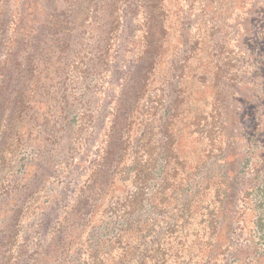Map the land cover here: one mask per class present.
<instances>
[{
  "label": "rangeland",
  "instance_id": "374dc122",
  "mask_svg": "<svg viewBox=\"0 0 264 264\" xmlns=\"http://www.w3.org/2000/svg\"><path fill=\"white\" fill-rule=\"evenodd\" d=\"M131 1L0 0V264H264V0H161V105L140 99L129 132L179 95L176 157L163 170L153 136L138 173L131 134L129 169L69 216L143 46ZM136 219L116 242L110 222Z\"/></svg>",
  "mask_w": 264,
  "mask_h": 264
},
{
  "label": "trees",
  "instance_id": "16d2710c",
  "mask_svg": "<svg viewBox=\"0 0 264 264\" xmlns=\"http://www.w3.org/2000/svg\"><path fill=\"white\" fill-rule=\"evenodd\" d=\"M144 1L147 18L142 28L144 35L142 36L143 46L140 55L137 57V60L129 64L126 74V76L129 75V78L120 85L122 88V98L120 96L114 98L113 93L110 95V99L112 102H115L116 106L113 108L112 114L106 112L105 116L109 114L113 119L109 122V126L102 132V139L100 140L103 142L102 146L96 149L94 158L89 160L87 170L84 171V174H87L86 188L80 189L75 196L69 198V201L64 204L68 206L72 202V209L69 216L79 214L81 210H85V212H83V217L89 214L92 208H94L96 201L101 199L105 191L111 185L113 177L129 169V167L123 165V159L127 153V144L131 141V134H135V136L132 139V148H134V151L133 154H131L132 151L130 152V156L133 158V165L135 164L138 167V173L154 168L155 164L145 166L141 160V155L147 154V150L143 146L147 147L146 141H153V136H158L157 140H154V142H158L159 147L157 149L160 152L162 151L166 156L162 165L163 170L170 163L171 159L173 161L176 157L172 149L174 135L171 131V126L177 115L179 95H175L172 99L170 98L171 100L169 99L171 104L167 109L166 115L161 119V123L157 125L156 131L153 125L140 122L136 130H133L132 133L129 132L131 127L129 119L131 118L133 108L138 105L140 99L144 100L145 105L148 102L160 104V100L152 99L151 97L145 98L144 96L147 88H149L148 82L157 66L160 54V35L164 31L163 21L160 15L162 14L163 8L161 0ZM138 2L139 1L134 0L127 3L126 6L136 11V4ZM2 22L3 20H1V23ZM5 33L6 34L0 38L1 43H12L7 35L8 30H6ZM6 62H1L0 84L3 83L2 78L10 72L4 65ZM144 111H146V109H144ZM149 159L152 160L151 157H149ZM144 188H146L145 182L141 183L140 187L138 186L137 188L139 195L144 194ZM110 224L117 229V242L125 232H142L143 228L148 223L147 221L136 219L133 222L116 221L110 222Z\"/></svg>",
  "mask_w": 264,
  "mask_h": 264
}]
</instances>
